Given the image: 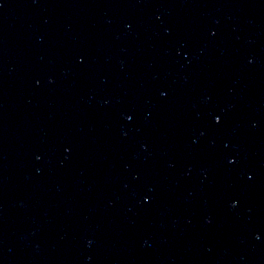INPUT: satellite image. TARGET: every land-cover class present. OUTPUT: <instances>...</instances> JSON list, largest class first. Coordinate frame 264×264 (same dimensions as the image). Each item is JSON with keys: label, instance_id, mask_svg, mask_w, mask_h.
Here are the masks:
<instances>
[{"label": "water", "instance_id": "1", "mask_svg": "<svg viewBox=\"0 0 264 264\" xmlns=\"http://www.w3.org/2000/svg\"><path fill=\"white\" fill-rule=\"evenodd\" d=\"M0 264H264V0H0Z\"/></svg>", "mask_w": 264, "mask_h": 264}, {"label": "snow or ice", "instance_id": "2", "mask_svg": "<svg viewBox=\"0 0 264 264\" xmlns=\"http://www.w3.org/2000/svg\"><path fill=\"white\" fill-rule=\"evenodd\" d=\"M220 119H221V118L218 116V117L216 118V122L219 123V122H220ZM257 238H259V237H257Z\"/></svg>", "mask_w": 264, "mask_h": 264}]
</instances>
